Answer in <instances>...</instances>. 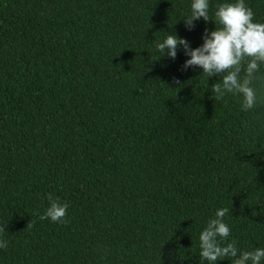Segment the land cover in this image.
<instances>
[{
  "label": "trees",
  "instance_id": "16d2710c",
  "mask_svg": "<svg viewBox=\"0 0 264 264\" xmlns=\"http://www.w3.org/2000/svg\"><path fill=\"white\" fill-rule=\"evenodd\" d=\"M192 2L0 0V264H209L199 235L221 208L224 244L264 248V63L244 111L212 92L226 73L161 54L169 34L201 47L235 0L189 30ZM245 3L264 23V0ZM49 194L66 225L39 218Z\"/></svg>",
  "mask_w": 264,
  "mask_h": 264
},
{
  "label": "clouds",
  "instance_id": "9594fccd",
  "mask_svg": "<svg viewBox=\"0 0 264 264\" xmlns=\"http://www.w3.org/2000/svg\"><path fill=\"white\" fill-rule=\"evenodd\" d=\"M209 0H193L191 14L184 20L186 27L191 30L194 22L203 18L206 22L209 17ZM255 13L248 7L245 0H235L234 3H222L215 11V24L220 27L210 34L205 33L201 47L191 49L186 39L169 34L163 42H157L156 48L161 54L167 53L173 60L177 57V49L183 46L185 55L191 58L186 60L184 70L201 67L207 77L223 74L222 82L212 86V92L217 100L223 99L226 94L241 95L243 97L242 110L249 111L257 105V93L251 86L255 73L260 64L264 63V23L254 21ZM246 62V68L243 65ZM242 70L244 75L241 76ZM50 206L39 218L50 219L54 223L67 224L69 205L61 203L59 198L53 199L48 195ZM229 213L228 208L218 209L215 218L208 221L207 226L199 235L200 256L209 264H217L231 258L233 264H262L264 248L254 251L240 252L236 242L228 241L231 229L224 222ZM31 221L28 224L30 226ZM5 227H0V233ZM7 248V241L0 240V249Z\"/></svg>",
  "mask_w": 264,
  "mask_h": 264
}]
</instances>
